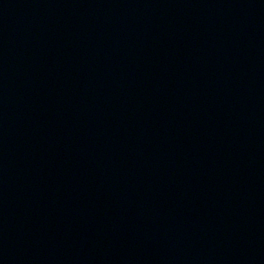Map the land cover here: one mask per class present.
Segmentation results:
<instances>
[{
  "label": "water",
  "instance_id": "1",
  "mask_svg": "<svg viewBox=\"0 0 264 264\" xmlns=\"http://www.w3.org/2000/svg\"><path fill=\"white\" fill-rule=\"evenodd\" d=\"M0 264H264V0H0Z\"/></svg>",
  "mask_w": 264,
  "mask_h": 264
}]
</instances>
